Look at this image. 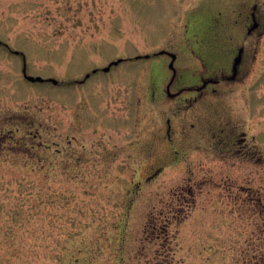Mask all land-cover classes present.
<instances>
[{
    "label": "rangeland",
    "instance_id": "obj_1",
    "mask_svg": "<svg viewBox=\"0 0 264 264\" xmlns=\"http://www.w3.org/2000/svg\"><path fill=\"white\" fill-rule=\"evenodd\" d=\"M256 2L0 0V264L264 257V8L247 31ZM246 34L254 48L236 81L191 108L163 94L171 57L157 52L193 80L205 70L193 45L205 41L199 54L218 74ZM24 68L58 82H31Z\"/></svg>",
    "mask_w": 264,
    "mask_h": 264
},
{
    "label": "flooded vegetation",
    "instance_id": "obj_2",
    "mask_svg": "<svg viewBox=\"0 0 264 264\" xmlns=\"http://www.w3.org/2000/svg\"><path fill=\"white\" fill-rule=\"evenodd\" d=\"M263 8L264 2L260 4L256 2L252 6L250 14L247 16L250 20L247 29L248 33H250L252 30L257 29L261 25L262 18L260 15ZM262 13H264V11H262ZM252 37L253 36H251L250 34L240 35L239 37H237V39L234 41L236 42L235 52L232 55L228 69L222 70L218 74L210 73V70L212 71L213 68L210 69L209 64L206 62V59L199 54L200 50L204 52L208 47V45H205V41L199 40L198 44L193 45V48L195 49L191 48V50L194 55L199 58V60H201L203 68L207 71L204 70V72H202L198 76H195L196 78L192 80L191 77L194 76H191V74L190 76H185L184 74H182L181 68L174 67V70L171 69V76L169 77L168 82L162 90L163 94L165 96H168L170 99L179 98L178 102H181L182 104L188 103L186 107L191 108L192 105L198 103L203 99V97L208 93L209 89H211L212 91H216V87L218 84L236 81L238 78H240L239 75L243 67L246 66L248 69L250 66L247 62V55L250 51V48H254V45H251ZM238 56H240V58L234 69L233 65L235 63V59L238 58ZM203 62H205V64H203ZM247 71L245 73H247ZM181 80L184 81L182 85H180L181 83H179ZM186 80L189 82H187ZM166 124V138L171 140L172 123L170 118L166 119Z\"/></svg>",
    "mask_w": 264,
    "mask_h": 264
},
{
    "label": "water",
    "instance_id": "obj_3",
    "mask_svg": "<svg viewBox=\"0 0 264 264\" xmlns=\"http://www.w3.org/2000/svg\"><path fill=\"white\" fill-rule=\"evenodd\" d=\"M163 53H168L169 56L171 57V62H170V64H169V67H170L171 69L174 70V65H173V63H174V60H175V58H176V55H175L174 53L166 52L165 50H161V51L158 52V54H163ZM144 57H149V55L146 54ZM239 58H240V56H238V58L235 59V63H234V65H233V66H234V69H235V67H236V64H237ZM122 60H123L122 58H118V59H116V60L110 62V63L108 64V66H106V67L103 68V70H104V71H108L112 65H117V64H118L119 62H121ZM93 72H95V70H93ZM23 74H24V76H25L29 81H31V82H35V81H39V82H43V81H51V82L54 83V84L58 82V80L53 79V78H50V79H44V78H42V77H40V76H30V75H27L26 72H25V68L23 69ZM88 76H89V74L86 75V77H88Z\"/></svg>",
    "mask_w": 264,
    "mask_h": 264
},
{
    "label": "trees",
    "instance_id": "obj_4",
    "mask_svg": "<svg viewBox=\"0 0 264 264\" xmlns=\"http://www.w3.org/2000/svg\"><path fill=\"white\" fill-rule=\"evenodd\" d=\"M2 137V136H1ZM7 137H12V135L10 136V134H7ZM247 264V263H246ZM256 264H264V257H262L261 259L258 260V262Z\"/></svg>",
    "mask_w": 264,
    "mask_h": 264
}]
</instances>
